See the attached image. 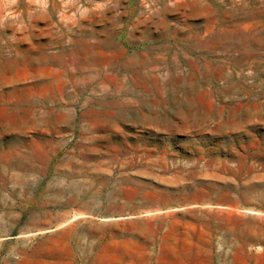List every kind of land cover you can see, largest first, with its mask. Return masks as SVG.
<instances>
[{"label":"rangeland","instance_id":"obj_1","mask_svg":"<svg viewBox=\"0 0 264 264\" xmlns=\"http://www.w3.org/2000/svg\"><path fill=\"white\" fill-rule=\"evenodd\" d=\"M65 230L264 264V0H0V264Z\"/></svg>","mask_w":264,"mask_h":264},{"label":"crops","instance_id":"obj_2","mask_svg":"<svg viewBox=\"0 0 264 264\" xmlns=\"http://www.w3.org/2000/svg\"><path fill=\"white\" fill-rule=\"evenodd\" d=\"M125 66H128L127 63ZM139 66L141 67L140 63ZM62 233L68 237L67 230L50 232L47 234L48 241L40 239L32 245L34 250L49 248L48 259L50 262H42L41 264H178L182 261L175 250L170 257L164 258L163 247L155 250L152 239L144 243L132 239H113L107 242L102 239L101 243L94 247L92 251L94 257L89 263L88 234L86 233L84 243L82 239L79 243L78 238L72 241H69L68 238L65 241H57L56 238ZM42 257L47 258V255L40 254L41 260H43Z\"/></svg>","mask_w":264,"mask_h":264}]
</instances>
